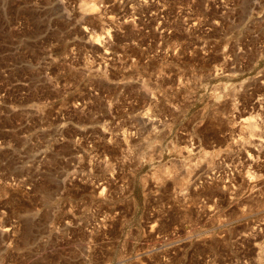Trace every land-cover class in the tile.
<instances>
[{"label":"rangeland","instance_id":"rangeland-1","mask_svg":"<svg viewBox=\"0 0 264 264\" xmlns=\"http://www.w3.org/2000/svg\"><path fill=\"white\" fill-rule=\"evenodd\" d=\"M0 264H264V0H0Z\"/></svg>","mask_w":264,"mask_h":264}]
</instances>
